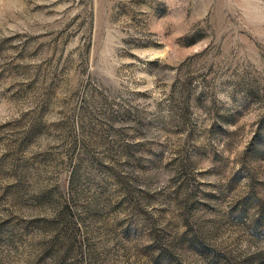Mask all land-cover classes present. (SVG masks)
Listing matches in <instances>:
<instances>
[{
    "label": "rangeland",
    "instance_id": "1",
    "mask_svg": "<svg viewBox=\"0 0 264 264\" xmlns=\"http://www.w3.org/2000/svg\"><path fill=\"white\" fill-rule=\"evenodd\" d=\"M0 264H264V0H0Z\"/></svg>",
    "mask_w": 264,
    "mask_h": 264
}]
</instances>
